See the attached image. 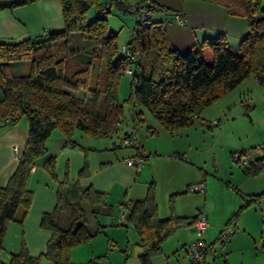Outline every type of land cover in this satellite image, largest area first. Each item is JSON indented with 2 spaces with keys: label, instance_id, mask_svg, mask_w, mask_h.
Listing matches in <instances>:
<instances>
[{
  "label": "trees",
  "instance_id": "obj_1",
  "mask_svg": "<svg viewBox=\"0 0 264 264\" xmlns=\"http://www.w3.org/2000/svg\"><path fill=\"white\" fill-rule=\"evenodd\" d=\"M34 1L0 0V9ZM59 1L63 18L61 30L17 41H0V121L3 126L15 125L21 117H26L28 123L27 139L17 165L7 182L0 186V252L4 248L8 222L21 224L30 206L32 192L27 188V180L31 168L41 164L52 178H56L55 155L46 148L50 134L58 129L73 141L75 130L91 137H109L118 131L122 119L118 85L128 65L133 70L128 97L131 107L145 106L169 133L187 128L221 92L234 89L250 75L264 85V7L261 0H206L224 6L230 15L243 16L247 31L235 51L219 34L204 38L202 43L192 45L183 53L170 43L161 21L150 20L149 13L156 8L153 2L140 0L144 1L147 11L145 22L136 19L131 37L124 43L136 55L131 61L121 52L117 32L108 28L106 17L95 16L90 21L86 18L87 11L98 6L101 0ZM120 2L124 5L123 0ZM104 10L108 12L109 6ZM128 10L136 15V10L131 7ZM74 32L81 33L87 44L70 48L69 37ZM60 40L63 43L57 46ZM205 48L211 51L210 61L204 55ZM14 60H30L29 70L14 75L10 68ZM130 135L136 134L124 132L116 145L124 147L122 140ZM135 149L136 156L145 159L150 155L144 153L139 142ZM261 157H255L248 166L242 167L243 172L246 175L258 173L264 167ZM86 173L84 166L80 174ZM261 195L264 190L254 197ZM81 198L91 206L105 205V194L91 187L81 191ZM60 203L62 201L51 212L43 213L40 219V227L51 231L45 250L31 254L21 242L19 250L4 264H40L42 258L52 264H75L70 261L71 248L90 240L102 231V227L88 225L80 202L71 203L74 216L70 223L60 224ZM121 206L127 210V221L137 234L141 247L139 264H153L152 257L162 252L163 241L179 228L191 227L197 218L173 212L167 218H159L154 181L149 183L143 199L124 201ZM238 212L228 222L235 219ZM78 264H99L98 257Z\"/></svg>",
  "mask_w": 264,
  "mask_h": 264
},
{
  "label": "crops",
  "instance_id": "obj_2",
  "mask_svg": "<svg viewBox=\"0 0 264 264\" xmlns=\"http://www.w3.org/2000/svg\"><path fill=\"white\" fill-rule=\"evenodd\" d=\"M22 6L0 9V41H17L63 28L59 0H36ZM213 6V3L204 2L199 9L212 7L210 10L213 11ZM178 9L179 12H174L184 17V25L197 20L183 6ZM211 16L219 20L229 18L224 8L218 12L215 11V14ZM225 28V25L219 24L211 28L210 32L203 31L201 35L204 38L214 37L224 34ZM182 30L189 32L190 29L182 28ZM235 31L239 33V39L246 33L241 32V26H238ZM190 41L192 40L188 38L184 41V45L188 43L186 46H189ZM62 43L63 41L60 40L56 42V45L59 46ZM170 43L178 49V44L171 41ZM29 67L30 60H14L10 63L14 75L26 73ZM239 92V98L249 99V93L245 90ZM132 112L131 110V115ZM133 120L136 121L135 116ZM27 126V119L24 118H20L15 125L3 126L0 121V186L7 182L17 165L27 139ZM125 132L137 135L134 129ZM177 132H180L178 138L182 140V143L167 139V144L162 148L149 150L150 148H145L139 141L144 153L150 155L140 163L129 165L124 159L136 157V149L116 145L120 143L122 134L118 135L117 140H109L112 136L94 139L84 132L74 131L71 137L73 141H71L58 129L54 130L46 140V148L50 154L55 155L56 178H52L41 164L31 168L27 188L32 192V200L21 224L16 221L8 222L2 249L6 258H0V264L9 261L11 254L19 250L21 242H24L31 254L45 250L51 231L40 227V219L43 213L54 210L58 202L62 201L58 212V219L62 225H68L74 216L72 202H80L83 208L88 205L91 207V212L101 216V224L92 216L91 221L88 218V225L91 222L90 227H94L96 223L102 229L108 227L107 224L112 221L114 212L118 213L121 225L127 224L128 221H125L128 218V212L121 203L143 199L151 181H154L156 210L159 218H167L172 212L178 216L206 218L208 227L204 233L208 232V235L207 238L204 236V240L206 243H211L214 248V252L207 256L209 259H206V264H264V195L254 197L255 194L264 190V167L255 175H246L242 167L231 162L233 152L250 150L264 141V123L249 132L247 140L239 139L231 143L221 141L222 154L219 159L216 153H213L211 159L208 158L205 137L200 141L189 139L191 132L189 128L180 129ZM96 140L99 143H95ZM84 166L87 168V173L80 174ZM196 183H202L203 189L189 191L188 187ZM87 187L104 193L105 205L91 206L82 200L81 191ZM93 207H96L95 210ZM108 207L110 211H107ZM236 212H238L236 218L228 222ZM245 215L261 222L262 227L259 233L253 232L248 222L243 220ZM106 217H109L110 222H107ZM224 225H229L232 230L227 239L221 242L218 234ZM188 228L194 231L192 226ZM115 230L119 229L108 227L102 232L110 239H112L111 235L117 237L116 235L123 234V231ZM92 238L71 248V262L84 263L90 256L101 255L104 243L102 248H99V242L92 241L94 240ZM115 243L117 242H110V247H116ZM181 255L182 257L176 262L178 264L180 259L187 261V252ZM42 261L43 258L40 264H43Z\"/></svg>",
  "mask_w": 264,
  "mask_h": 264
},
{
  "label": "rangeland",
  "instance_id": "obj_3",
  "mask_svg": "<svg viewBox=\"0 0 264 264\" xmlns=\"http://www.w3.org/2000/svg\"><path fill=\"white\" fill-rule=\"evenodd\" d=\"M123 1L124 5L122 2H120V0L118 2L117 0H101L100 4L98 6L91 7L87 11L86 15L88 21L94 19L95 16L106 17L108 28L117 32V41L120 46L125 41L130 39L132 29L136 23L135 13L130 12L128 9L131 7L132 10H135L133 6L136 5L140 0ZM151 1L156 8L150 11V20L161 21L162 27L169 40L174 44H178V50L182 53L191 48V44H194L195 46L202 43L204 37L201 35V33L205 30L210 32L211 28L219 24L226 26L225 33L221 35H223L226 39L230 49L234 51L239 46L240 40L242 38L240 37L239 39V33L237 32L238 30H235L238 29V26H241V32L247 31L246 19L243 16L228 14L224 6L220 4L213 3L214 9L211 11L210 8L212 7L199 9L202 7L204 2L212 4V2H208L206 0ZM261 3L264 4V0H261ZM107 6H109L110 10L105 12L104 8ZM181 6L187 9L189 14L192 17H196L197 20L191 24L187 23L185 25L175 22L172 15L174 11L179 12L178 8H181ZM221 8H224L226 14H228L229 18L227 20H219L211 16L213 13L215 14V11H220ZM182 28H189L190 30L189 32H184L185 30H182ZM188 38L192 41H190L191 44L189 46H186L188 43L184 45V41H187ZM87 42L88 41H83L81 33L79 32H74L69 37L70 48H80L82 43L85 45ZM204 55L208 61L211 60V51L208 48L204 49ZM129 80L130 77L126 74L122 75L120 79L118 85V99L122 103V119L120 120L118 131L114 132L109 140H117L119 134H123L125 131L134 129L137 132L136 137L138 142L140 141L145 148H150L149 150H153V148H162L163 145L167 144V139H172L173 142L179 141L182 143V140L180 141L178 138L180 137L178 136L180 132L176 131L169 133L145 106L134 105L133 108L131 107V104L128 101L130 92ZM242 90H245V92L249 93V99L245 98V100H243V98L238 97L240 94L239 91ZM262 97H264V86L257 83L255 77L250 75L234 89L221 92L215 100H213L202 110L200 117L195 119L194 122L187 127L191 130L189 133V139H199L200 141L205 137V147L208 158L211 159L213 153H216L217 158L219 159V156L222 154L221 141L231 143L237 142L239 139L247 140V134L255 130V128L260 124L264 123V98ZM131 110L133 111L132 115ZM133 116L136 117L135 122L133 120ZM21 118L26 119V117ZM182 137L184 138L185 136ZM93 138L95 139L101 137ZM95 143H99V141ZM209 164L210 162L208 160V168ZM229 165H231V163ZM84 209L90 221L93 217L94 220L96 219L97 222L101 224L102 218L99 214L92 213L91 215V207L88 205L84 206ZM112 215L111 222L109 221V217L105 218L107 222H110L107 224L108 227H111L112 229H119L115 231H123V234L116 235L117 237H115V235H111L112 239H110L107 237V234L102 232L103 229L108 227H103L102 231L95 235L93 237L94 240L92 241L96 243L99 242V248H102V243H104V249H101V255H95L94 257H98L99 264H139L138 254L141 252V247L137 245L136 232L129 223L122 225L120 224L117 212L112 213ZM243 220L248 222V225L252 227L253 232L259 233L261 231V222L259 223L257 220H253L249 215H245ZM125 222H127V220ZM89 225H91V222H89ZM229 225L227 226L229 227ZM225 227L226 225H224L223 228ZM207 235L208 232L203 233V236L206 238ZM195 238H197L195 231H190L188 227L179 228L163 241V251L160 254L152 257V263L178 264L176 262L182 257L181 254L186 251V245L190 241L195 240ZM110 242H117L115 243L116 247H110ZM3 251L0 253V258L4 259L6 258V254H4ZM92 257L90 256L89 259ZM208 257L207 259H209ZM42 263L52 264L46 258H43ZM179 263L185 264L186 261H184V259H180Z\"/></svg>",
  "mask_w": 264,
  "mask_h": 264
},
{
  "label": "built area",
  "instance_id": "obj_4",
  "mask_svg": "<svg viewBox=\"0 0 264 264\" xmlns=\"http://www.w3.org/2000/svg\"><path fill=\"white\" fill-rule=\"evenodd\" d=\"M144 1H140L136 4V6H133L136 10V19L139 22H145L146 19V8L144 7ZM174 19L178 24L183 25L185 23L184 17L176 13L174 15ZM132 33V32H131ZM121 52L126 55L127 60L131 61L136 58V55L130 52L129 49L123 44L121 45ZM132 67L128 65L125 68V74L132 78ZM140 84V82H138ZM138 144V140L136 135H130L129 137H125L122 140V145L124 147L133 146L135 147ZM257 156H264V141L256 145L254 148L242 151V152H233L231 154L232 163L240 166V167H246L249 165L252 159H254ZM144 160L142 156H136V157H126L124 159L125 163L129 165H134L137 163H140ZM203 189L202 183H196L193 185H190L188 187L189 191H201ZM208 227V223L206 221V218L201 216L196 218L192 225V229L195 231V235L197 238L195 240L190 241L186 245V252H187V261L185 264H206V258L208 255L212 254L214 252V248L212 245L206 243V241L203 238V233L205 229ZM232 229L226 226L225 228L221 229L219 232V238L224 241L227 239V237L230 234V231Z\"/></svg>",
  "mask_w": 264,
  "mask_h": 264
}]
</instances>
